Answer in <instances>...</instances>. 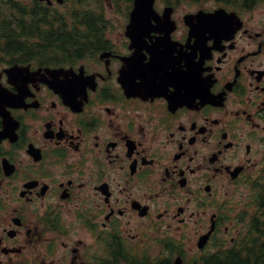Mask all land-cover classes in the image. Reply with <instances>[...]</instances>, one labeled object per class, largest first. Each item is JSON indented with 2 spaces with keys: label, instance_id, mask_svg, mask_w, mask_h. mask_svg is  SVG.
I'll return each instance as SVG.
<instances>
[{
  "label": "flooded vegetation",
  "instance_id": "1",
  "mask_svg": "<svg viewBox=\"0 0 264 264\" xmlns=\"http://www.w3.org/2000/svg\"><path fill=\"white\" fill-rule=\"evenodd\" d=\"M197 11L0 66V264H213L264 227V0Z\"/></svg>",
  "mask_w": 264,
  "mask_h": 264
},
{
  "label": "trees",
  "instance_id": "2",
  "mask_svg": "<svg viewBox=\"0 0 264 264\" xmlns=\"http://www.w3.org/2000/svg\"><path fill=\"white\" fill-rule=\"evenodd\" d=\"M87 1L76 0V3L79 5ZM193 1L202 3L209 0ZM73 13L77 17L70 26L65 15L55 13L37 0H0V64L6 60L30 63L39 58L47 62L50 57L56 56L60 57L61 64L81 59V52L72 50L93 47L90 43L94 39L93 33L103 31L98 20L101 15H93L89 11ZM237 247L222 258L215 257L213 264H264V227H255L242 242L239 241Z\"/></svg>",
  "mask_w": 264,
  "mask_h": 264
},
{
  "label": "rangeland",
  "instance_id": "3",
  "mask_svg": "<svg viewBox=\"0 0 264 264\" xmlns=\"http://www.w3.org/2000/svg\"><path fill=\"white\" fill-rule=\"evenodd\" d=\"M23 1H27V0H23ZM103 4L105 5L104 11H105L106 17L114 21V24L116 25V27L121 26V25L123 26L126 20V17L129 15L131 11L130 6L132 3L121 1L119 4H116L114 3L113 0H105ZM165 6L166 5L160 1H157L156 3V7L160 12L164 9ZM207 6L208 8H212V7H215V4L210 3ZM97 7L98 6L96 3L91 2L88 5L82 6V9L97 11L98 10ZM55 8L60 9L61 11H64V8L60 7L59 5H55ZM183 13L184 12H181V6H179L178 13L174 17H181ZM114 24H112L113 27H114Z\"/></svg>",
  "mask_w": 264,
  "mask_h": 264
},
{
  "label": "water",
  "instance_id": "4",
  "mask_svg": "<svg viewBox=\"0 0 264 264\" xmlns=\"http://www.w3.org/2000/svg\"><path fill=\"white\" fill-rule=\"evenodd\" d=\"M40 1H48L51 3V0H40ZM58 1L62 3L64 0H58ZM154 2L155 0H135V10L132 13V17H134V19L129 26V31L134 30L136 27L142 28L146 24L149 25V21H151L152 19L158 21L157 17L159 14L154 9ZM171 14H172V8H167L164 12V16L166 20L163 23H171V21L168 20ZM163 23L160 22V25H162ZM150 31H162V29L152 28Z\"/></svg>",
  "mask_w": 264,
  "mask_h": 264
}]
</instances>
